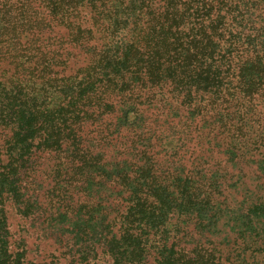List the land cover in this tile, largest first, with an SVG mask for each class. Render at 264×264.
Instances as JSON below:
<instances>
[{
  "label": "trees",
  "instance_id": "1",
  "mask_svg": "<svg viewBox=\"0 0 264 264\" xmlns=\"http://www.w3.org/2000/svg\"><path fill=\"white\" fill-rule=\"evenodd\" d=\"M263 181L264 0H0V264H264Z\"/></svg>",
  "mask_w": 264,
  "mask_h": 264
},
{
  "label": "rangeland",
  "instance_id": "2",
  "mask_svg": "<svg viewBox=\"0 0 264 264\" xmlns=\"http://www.w3.org/2000/svg\"><path fill=\"white\" fill-rule=\"evenodd\" d=\"M169 148H172L174 146H177L178 148V142L176 139H170L169 140ZM166 148V146H164ZM224 158L219 155V159H214L212 157L211 162L208 164L209 167H213L214 169L215 165L216 167H219L220 171H224ZM227 172H229L231 181L226 182L229 185L232 186V190H229L228 192H224L227 198V204L230 205L231 207L237 208L238 205L244 201L245 198L253 197L256 193H258L259 188H258V182L257 177L259 173L257 174V170L255 166L251 165H242L239 169L240 172H236L235 168H231V166L228 165L227 167ZM220 173V172H218ZM221 176V173H220ZM262 182V181H260ZM264 182V181H263ZM47 183V182H46ZM44 183L42 185V190H45L48 186ZM230 189V188H229ZM230 210V209H229ZM11 223L13 224V229H17V225L21 228L20 232V237L23 239L26 243V248L31 251L29 252V257L34 258L37 261H41L40 257L46 255V252L52 251L55 249L57 246L54 245V241L49 237V234H43L42 231L40 230V227L38 226L37 223H32L30 220H25L23 219L20 215H18L15 211V209L12 207L11 208ZM226 219H222L221 223H225ZM219 224V234L215 236L216 241H220L225 237H230L233 238L235 235L232 234L230 231H228V225L224 224ZM23 227V229H22ZM197 237H193V239H190V246H192L194 243L197 241ZM39 255H41L39 257ZM66 260H62L64 262ZM105 260H103L100 264H105Z\"/></svg>",
  "mask_w": 264,
  "mask_h": 264
}]
</instances>
